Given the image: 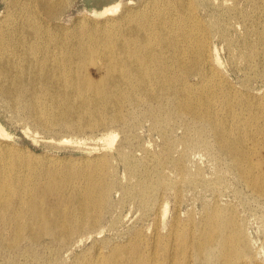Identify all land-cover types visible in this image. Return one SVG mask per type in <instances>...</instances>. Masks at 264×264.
<instances>
[{
  "label": "rangeland",
  "instance_id": "rangeland-1",
  "mask_svg": "<svg viewBox=\"0 0 264 264\" xmlns=\"http://www.w3.org/2000/svg\"><path fill=\"white\" fill-rule=\"evenodd\" d=\"M41 1L0 0V55L23 70L32 58L41 74L74 64L78 85L88 77L108 93L84 96L68 88L71 78L69 95L52 94L37 75L26 77L31 87L0 91L12 146L0 187L13 199L24 194L25 205L41 197L52 212L40 222L22 206L21 221L8 227L0 216V264H264V0H119L116 13L104 8L113 0ZM50 21L66 26L60 41ZM132 40L142 73L127 68L120 85L110 84L107 65ZM161 58L172 67L164 71ZM207 65L216 69L209 80L198 76ZM76 100L85 113L68 116ZM109 132L117 134L112 148L102 144ZM213 227L225 242L206 247Z\"/></svg>",
  "mask_w": 264,
  "mask_h": 264
},
{
  "label": "bare ground",
  "instance_id": "bare-ground-1",
  "mask_svg": "<svg viewBox=\"0 0 264 264\" xmlns=\"http://www.w3.org/2000/svg\"><path fill=\"white\" fill-rule=\"evenodd\" d=\"M41 2L43 4H47L50 1L42 0ZM118 2L119 0L105 2L104 8H106V10L108 11L116 13L117 9L113 6L117 5ZM45 12L50 18H53L56 15L55 11L52 8H46ZM32 16L35 17V14H32ZM48 23L52 26L51 30L53 31V33H55L57 40L60 41L61 36L65 32L66 26L53 23V21H50ZM164 23L165 22L162 23L160 29L163 33V44L165 45V44H168L169 42L168 40L169 30L164 28L163 26ZM137 29H138V26L135 23V20H133V23L130 25L128 29V33L136 36ZM37 30H38V27H35V31ZM83 30L87 31V33H91L89 34V37H91L94 33H97V27H95V25L91 26V24L83 25ZM30 34H34V29L30 30ZM1 41L2 40L0 37V42ZM139 45L141 44L138 43V41L132 40L131 45L129 47L124 45L118 48L119 58H118L117 64L115 66H113L112 64L107 65V72L105 73V80H107L110 84H115V86H118L120 85V82H121V76L123 75V70L127 68H131L136 73H140V74L142 73V68L139 65V55H140ZM144 46L148 52H152L154 49V46L151 43H146L144 44ZM81 49L86 52L85 48H81ZM198 51H199V48H198ZM130 55L131 57H133V59L130 57ZM214 57H215V61H217L218 63H221L222 61L221 53L218 49H216V52H214ZM106 58L113 59L114 57L112 53L108 52ZM149 60H150V57H147L146 61L148 62ZM159 60H160L161 65H163L162 60H164L165 62V65L162 67L164 71L171 68L173 65L169 61L168 58H161ZM179 61H182V60L177 59L175 63L179 65L180 64ZM70 68H71V72L65 73L64 71H58V69H60L58 66H48L44 68V71L41 74L40 66L32 58L28 59L27 66L23 70L21 69V67L17 65L14 59L2 54L0 55V91H2L6 95H11L14 93L13 89H15V91H18L22 85L31 87L26 82V77L28 75H37L39 76L38 78H40L46 84L47 89L51 91L52 94H61V95L67 96L69 95V93L64 90L65 87H68L67 82L71 78H74V85L68 88H74L78 85V80H77V75H76L77 67L73 64L70 66ZM215 70L216 69L214 65H210V66L207 65L204 71H200V70L198 71V76L200 77L206 76L207 79L209 80L210 76L215 75V72H216ZM13 77H16L17 80L14 81L12 79ZM7 80L10 82L19 83L20 85L14 86L13 83H7ZM180 80L185 81V82L188 81V79L184 76L180 78ZM215 80H217V78L213 77L212 81H215ZM88 81H90V84H88ZM192 84H202V83L199 81V82L192 83ZM206 85H209V84H206ZM227 85L229 86L228 83ZM80 87H82L83 89L82 92L85 93L84 96L86 95V93H90L94 95L95 97H98V96L105 97L108 93L104 90L102 82L89 80L88 77L86 78V81L79 83L78 88ZM119 89H120V86L118 87L117 92L119 91ZM35 96H36V93L33 95V97ZM202 100H203V103H205L207 99L202 97ZM68 104H69V107L67 109L68 116H72L74 112L85 113L84 107H85L86 102L83 103V100L82 101H77V100L72 101L71 103H68ZM189 106L191 110H194L193 105H189ZM206 107L208 108V105H206ZM224 123L226 124L227 122L225 121ZM116 137H117V134L113 132H109L103 138L102 144L107 148H112ZM218 139L219 141L223 140V135L221 133H219ZM66 141L68 140L66 139ZM225 146L229 154L234 159V162L236 164H241V162L243 161L242 160L243 157H242V152L238 149V147L232 142L226 143ZM11 148L12 146L10 142V134L7 131L6 127L4 126V123L0 119V164L4 162ZM40 198L41 197H38V196H32V198H30L31 203L28 205H25L24 201H26L27 198H25L24 194L17 193L15 198L13 199V197L10 196V194H8L5 188L0 187V216H2L1 222L4 225V227H8V225L12 222L14 217L18 218L21 215L22 206H24L27 209V212L29 213H33L34 215L35 213H37L38 218L36 217V215H35V218L37 220H40V222L47 221L49 223V216L52 212L50 209L46 208L49 204L46 202H42ZM66 201L71 202L72 197L70 199L66 198ZM77 201L79 203V207L83 211H85V213H87L89 209L87 200H86V203L84 204L81 197L77 196ZM167 209L168 208L166 206L164 209V212H166ZM17 221L18 222L21 221V216L17 219ZM59 222L61 223V221ZM80 224H83V222H81ZM27 225L28 227H30V222H27ZM17 229H20V227ZM22 234L23 232L17 231L16 237L19 238ZM224 235L225 234L222 228L220 229V228L213 227L211 232L205 238L206 247H210V246L215 247L219 243H224L225 242ZM196 248H197L199 255L202 256L204 248L202 246H199V244H197ZM167 258L168 256L165 255L163 262H165Z\"/></svg>",
  "mask_w": 264,
  "mask_h": 264
}]
</instances>
